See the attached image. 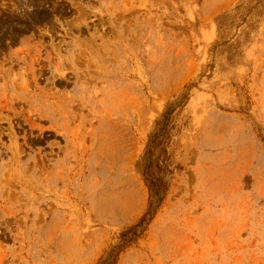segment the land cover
<instances>
[{
  "label": "rangeland",
  "instance_id": "1",
  "mask_svg": "<svg viewBox=\"0 0 264 264\" xmlns=\"http://www.w3.org/2000/svg\"><path fill=\"white\" fill-rule=\"evenodd\" d=\"M169 104L111 264H264V0H0V264H98Z\"/></svg>",
  "mask_w": 264,
  "mask_h": 264
},
{
  "label": "trees",
  "instance_id": "2",
  "mask_svg": "<svg viewBox=\"0 0 264 264\" xmlns=\"http://www.w3.org/2000/svg\"><path fill=\"white\" fill-rule=\"evenodd\" d=\"M174 104L166 106L155 127L148 134L145 148L139 161V171L148 190L149 201L143 214L136 223L120 233V243L113 246L98 264H111L115 250L137 235V230L143 226L162 201L167 187L165 175L170 172L167 163L165 144L169 136L170 112ZM116 248V249H115ZM117 251V250H116Z\"/></svg>",
  "mask_w": 264,
  "mask_h": 264
},
{
  "label": "bare ground",
  "instance_id": "3",
  "mask_svg": "<svg viewBox=\"0 0 264 264\" xmlns=\"http://www.w3.org/2000/svg\"><path fill=\"white\" fill-rule=\"evenodd\" d=\"M60 73H61V72H60ZM61 74H63V73H61ZM61 74H60V75H61ZM60 75H59V76H60Z\"/></svg>",
  "mask_w": 264,
  "mask_h": 264
}]
</instances>
